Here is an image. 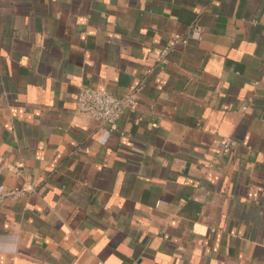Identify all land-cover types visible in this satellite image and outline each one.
Returning <instances> with one entry per match:
<instances>
[{
    "label": "crops",
    "instance_id": "0c3cea01",
    "mask_svg": "<svg viewBox=\"0 0 264 264\" xmlns=\"http://www.w3.org/2000/svg\"><path fill=\"white\" fill-rule=\"evenodd\" d=\"M0 183V264H264V0H0Z\"/></svg>",
    "mask_w": 264,
    "mask_h": 264
},
{
    "label": "built area",
    "instance_id": "2783aa9c",
    "mask_svg": "<svg viewBox=\"0 0 264 264\" xmlns=\"http://www.w3.org/2000/svg\"><path fill=\"white\" fill-rule=\"evenodd\" d=\"M201 38V27L197 24L190 28L187 38H178L182 43H187L191 39ZM170 48H166L159 60L161 63L166 62ZM137 100L134 95H127L125 97H117L111 94L106 89L83 87L76 97V109L78 112L92 117L98 123L100 129L108 130L110 132L118 129V121L125 110H133L137 106ZM247 107H243L246 110ZM156 126V124L154 125ZM216 146L219 148L218 156H227L232 151L234 142L229 139L217 140ZM19 190H8L4 184L0 183V207L9 198H15L19 194ZM163 202H159L162 204Z\"/></svg>",
    "mask_w": 264,
    "mask_h": 264
}]
</instances>
